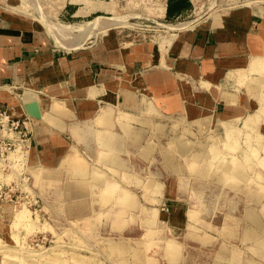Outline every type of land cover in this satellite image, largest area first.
<instances>
[{"label":"crops","instance_id":"crops-1","mask_svg":"<svg viewBox=\"0 0 264 264\" xmlns=\"http://www.w3.org/2000/svg\"><path fill=\"white\" fill-rule=\"evenodd\" d=\"M154 1L0 0L1 105L29 120L31 181L53 230L63 223L68 236L126 243L122 237L142 227L166 240L169 229L178 233L185 224L186 202L235 204L244 197L220 190L204 199L197 189L205 187L200 178L211 165L196 166L195 175L183 158L190 146L200 150L201 141L226 138L233 128L250 126L264 141V0L223 9L206 0ZM96 16L110 19V26L88 34L81 27ZM45 17L72 25V38L53 32ZM135 18L183 21L149 34L129 30ZM30 101L37 102L39 117L25 111ZM218 156L197 153L193 160L214 163ZM230 161L212 170L206 187L214 193L226 174L234 177L229 189L246 179L243 164ZM259 181L241 187L256 203L264 186ZM9 217L0 208V219ZM232 220L228 237H258L254 246L264 251L259 211L249 205ZM206 238L202 244L213 242ZM169 246L171 262L179 246Z\"/></svg>","mask_w":264,"mask_h":264},{"label":"rangeland","instance_id":"rangeland-1","mask_svg":"<svg viewBox=\"0 0 264 264\" xmlns=\"http://www.w3.org/2000/svg\"><path fill=\"white\" fill-rule=\"evenodd\" d=\"M240 1L206 0V3H211L213 8L223 9ZM154 2L153 4H156L158 1L155 0ZM100 18L96 16L86 21L83 26L86 27L88 25L87 27H90L91 24L96 23ZM166 19L150 18L145 20L135 18L131 20L132 22L126 21L125 23H129L127 24L129 30H143L149 34H156L168 29V27L162 26L160 23L175 24L183 21L181 18ZM1 103L3 102L0 99V105ZM4 108L7 110V107ZM241 133L244 134V139L242 140ZM226 136V138L219 137L220 139L218 138V140L212 142L201 141V149L198 150L199 147H195L197 151L190 146V150L183 160L184 163L192 165V168L187 169L195 175L194 169L196 166L200 170H205L203 167L208 168L211 165L208 173H204L206 176L200 178L201 181L205 182L202 183L205 187L197 189L204 193L202 194L204 199L208 200L209 195L211 197L218 195L220 190H229L230 193H234L237 196L242 197L244 195L241 202L235 203L236 205L233 204L234 202L231 204L217 203L213 205L208 203L192 205V203L187 204L186 202L184 208L187 211L188 218L186 215L184 216L185 224L178 233L169 229V232L167 231L168 237L164 240L155 236L145 235L142 227H139L140 230L137 231L136 236L122 237L129 243L126 242L128 246H125L126 243H119L118 240L112 238L99 239V241H95L94 238H86V241L85 238H79L78 236H68V226L66 227L62 222L59 229H51L48 224L50 221L46 220L44 216L47 210L43 199L36 210L28 204L24 206L27 211L22 207L26 211H24V214L19 206L0 199V208L4 207L10 213L8 220L0 219V264H252V260L264 264V251L254 246L258 237L245 240L240 235L230 238V236L228 237L225 234L228 224L233 221L232 218L245 215L246 206L250 205L264 217V186L260 188L263 193H261L262 196L258 203L247 197L248 191L245 188H241L246 185V180L256 182L263 179L264 185V141L257 139L254 129H251L250 126H247V129L242 131L240 128H233ZM188 146L189 142H187L186 147ZM240 150H244V156H240ZM214 152L220 155L214 163L208 157L199 161L193 160V154ZM27 158L28 154L26 156V166L30 172ZM231 159L230 163H233V167L243 164L246 169V179L238 182L237 185L239 187L237 186V188L240 190L229 189L230 181L234 177H231V174H226L221 181L217 182L218 188H216L214 193L212 191L213 187L211 189L206 187L209 185L211 177H213L214 173L212 170H216L218 165H225ZM257 168H259V173L255 171ZM8 177V180H10L11 175ZM211 182L214 183V181ZM259 182L258 185L260 184ZM32 188L36 189L33 185ZM36 191L40 195L37 189ZM191 207L195 210L193 217L189 216ZM179 213L181 215V212ZM50 225H52V222H50ZM191 232L196 234V240L190 236ZM203 236L213 242L202 244L201 238ZM169 244L179 246L178 252L174 256L176 259L173 258L174 260L171 262L168 259L169 251L167 246ZM123 247L124 249L120 250V252L115 251ZM256 249L260 252L256 253ZM235 250L238 252L239 260L234 263Z\"/></svg>","mask_w":264,"mask_h":264},{"label":"built area","instance_id":"built-area-1","mask_svg":"<svg viewBox=\"0 0 264 264\" xmlns=\"http://www.w3.org/2000/svg\"><path fill=\"white\" fill-rule=\"evenodd\" d=\"M31 143L29 120L12 116L0 105V199L20 208L28 204L36 210L42 197L32 188L31 174L26 166Z\"/></svg>","mask_w":264,"mask_h":264},{"label":"bare ground","instance_id":"bare-ground-1","mask_svg":"<svg viewBox=\"0 0 264 264\" xmlns=\"http://www.w3.org/2000/svg\"><path fill=\"white\" fill-rule=\"evenodd\" d=\"M40 14V13H39ZM40 15H42V14H40ZM39 17H43V15L42 16H39ZM46 18V17H45ZM44 19V18H43ZM108 19V18H107ZM114 19V18H113ZM112 19V20H113ZM115 19H117V18H115ZM120 19H122V18H120ZM124 19V18H123ZM45 23H47L46 25H50V27L51 26H53V28H51L52 29V31L53 32H55L56 30L58 31V32H60V33H64V35L66 36L67 34H65L67 31V33H68V38H72L71 37V32L70 31H72L73 32V30H72V28H73V26L72 25H68V27H66V25H58V24H53V23H50L49 21H48V19L46 18L45 19ZM111 20L109 19L108 21L107 20H102V19H100L99 21H97L96 23H94V24H92L90 27H81L82 29H84V30H87L86 32L88 33V34H91V33H93L94 31H97L98 29H100V28H102V27H107L108 25H109V22H110ZM41 22H42V19H41ZM44 22V21H43ZM123 22V21H122ZM124 22H126V20L124 21ZM112 24V23H111ZM121 24V23H120ZM159 24V23H158ZM160 25H162V26H166L165 25V23H160ZM45 26V25H44ZM110 26V25H109ZM47 27H49V26H47ZM56 30H55V29ZM68 28V29H67ZM55 31H54V30ZM50 31V30H49ZM52 31H50V33H52ZM56 33V32H55ZM76 33V32H75ZM74 34V33H73ZM94 34H95V32H94ZM52 35V34H51ZM53 35H55V34H53ZM52 35V36H53ZM58 35V34H57ZM59 35H61V34H59ZM74 36H76V35H74ZM57 37V36H56ZM58 37H60V36H58ZM64 36H62V38H63ZM67 37H65V38H67ZM67 38V39H68ZM76 38V37H75ZM53 39H55V38H53ZM69 40V39H68ZM56 41H57V39H56ZM59 41V40H58ZM58 41H57V43H58ZM70 41H72V40H70ZM22 94V93H21ZM23 96H24V98L26 99L28 96H29V94L28 93H25V94H23ZM225 168V167H224ZM207 169V168H206ZM259 194V193H258ZM24 208V207H23ZM23 208H22V211H23V214L27 211L25 208V210H23ZM22 211H20V212H22ZM25 211V212H24ZM21 214V213H20ZM22 215V214H21Z\"/></svg>","mask_w":264,"mask_h":264},{"label":"water","instance_id":"water-1","mask_svg":"<svg viewBox=\"0 0 264 264\" xmlns=\"http://www.w3.org/2000/svg\"><path fill=\"white\" fill-rule=\"evenodd\" d=\"M25 111L27 114L34 116V117H39V108L38 104L36 101H30L24 105Z\"/></svg>","mask_w":264,"mask_h":264}]
</instances>
